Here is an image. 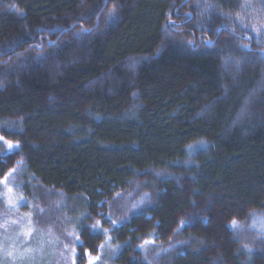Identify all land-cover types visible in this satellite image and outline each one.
<instances>
[{"label":"trees","instance_id":"16d2710c","mask_svg":"<svg viewBox=\"0 0 264 264\" xmlns=\"http://www.w3.org/2000/svg\"><path fill=\"white\" fill-rule=\"evenodd\" d=\"M0 3V126L19 143L0 154V175L21 162L22 190L60 197L56 213L91 247L87 218L148 191L141 211L111 209L123 221L110 232L113 264H147L136 249L151 233L184 243L165 264L238 258L224 216L264 209V28L256 42L240 21L256 14L264 26V0ZM70 93L83 111L41 100ZM209 202L223 216L189 228Z\"/></svg>","mask_w":264,"mask_h":264},{"label":"rangeland","instance_id":"374dc122","mask_svg":"<svg viewBox=\"0 0 264 264\" xmlns=\"http://www.w3.org/2000/svg\"><path fill=\"white\" fill-rule=\"evenodd\" d=\"M2 8L5 6L2 5ZM262 24V20L256 14L240 21L241 29L251 33L256 42L261 41V31L258 29L264 28ZM183 80L187 79L183 78ZM51 95L40 99L45 103H54L67 98L82 111L86 107V103L78 93ZM6 127L9 126H0V137L3 138L0 139V154L5 156L19 150V143L5 137ZM11 128L14 129L12 126ZM21 166V162L15 161L2 170L0 175V264H113L120 247L114 243L110 232L123 221L122 217L112 218L111 209H117L121 215L124 212L127 214L130 211H141L152 203L148 191L140 190L135 191L131 196L126 195L120 204L108 203L107 214L102 216L100 213L87 218L86 232L89 235L97 234L99 241L93 247L86 246L80 233L66 228L68 219H64L63 214L56 213L57 207L63 205L60 197H56L57 201L51 197L48 201L41 202L38 198L35 202L22 190ZM213 207L215 203L209 202L205 207L196 209L193 216H190L188 227L195 229L199 224L206 225L208 221L219 220L218 217L221 218L220 216L223 215L218 216ZM237 208L233 213L229 212L227 218L224 216V229L229 234L230 242L232 240L235 242L240 256L235 259L232 254L225 255L228 260L223 259L225 261L223 264H245L249 257L255 256L254 254H257L256 264L260 262L262 264L264 263V209L253 210L244 206ZM65 212L69 217L71 211ZM105 219L108 226L103 223ZM211 230L216 231V228ZM203 233L208 235V232ZM144 237L136 250L142 261L147 264H165L160 260L170 254L166 251L180 249L184 245L179 239V241H169L166 246H162L153 233ZM211 247L220 250L222 248L218 245ZM228 247L230 248L229 244ZM194 248L193 253H197L198 247L194 246ZM206 263L207 261L203 262Z\"/></svg>","mask_w":264,"mask_h":264},{"label":"snow or ice","instance_id":"6c2138e0","mask_svg":"<svg viewBox=\"0 0 264 264\" xmlns=\"http://www.w3.org/2000/svg\"><path fill=\"white\" fill-rule=\"evenodd\" d=\"M0 139H3V138H2V137H0ZM233 223H235V221H234Z\"/></svg>","mask_w":264,"mask_h":264}]
</instances>
